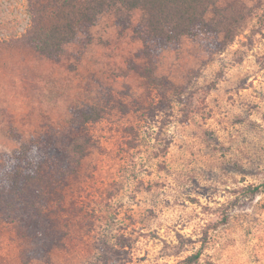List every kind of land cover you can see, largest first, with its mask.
<instances>
[{"label": "rangeland", "instance_id": "rangeland-1", "mask_svg": "<svg viewBox=\"0 0 264 264\" xmlns=\"http://www.w3.org/2000/svg\"><path fill=\"white\" fill-rule=\"evenodd\" d=\"M242 1L251 13L231 44L184 37L162 52L156 75L177 87L162 95L129 67L143 43L117 20L139 12L107 8L53 62L16 42L27 0H0V163L66 128L73 109L104 110L66 195L74 238L27 264H185L198 252L194 264H264V0ZM27 248L0 223V264H26Z\"/></svg>", "mask_w": 264, "mask_h": 264}, {"label": "trees", "instance_id": "trees-1", "mask_svg": "<svg viewBox=\"0 0 264 264\" xmlns=\"http://www.w3.org/2000/svg\"><path fill=\"white\" fill-rule=\"evenodd\" d=\"M220 1L27 0L30 26L16 42L59 62L65 46L80 34H89L107 8L139 12L141 19L134 25L123 16L117 20L122 29L133 28L143 43L138 55L142 63L132 62L129 67L166 95L177 87L156 75L164 50L179 49L184 37H206L221 49L231 44L243 28L251 9L242 0L219 8ZM210 11L212 19L207 18ZM72 115L66 128H44L0 163V223L12 225L27 241L26 264L47 258L74 238L77 211L68 204L66 195L68 191L74 193L81 183L83 162L94 146L89 127L104 119V110L88 106L73 109ZM201 255L198 252L184 262L194 264Z\"/></svg>", "mask_w": 264, "mask_h": 264}]
</instances>
